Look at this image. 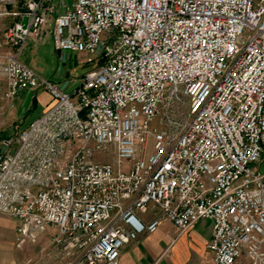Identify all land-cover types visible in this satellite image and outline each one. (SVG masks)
Returning a JSON list of instances; mask_svg holds the SVG:
<instances>
[{
  "label": "built area",
  "instance_id": "built-area-1",
  "mask_svg": "<svg viewBox=\"0 0 264 264\" xmlns=\"http://www.w3.org/2000/svg\"><path fill=\"white\" fill-rule=\"evenodd\" d=\"M0 18L3 99H54L0 136L17 247L56 229L22 264H119L162 223L183 234L201 220L214 264H264V0H0ZM50 35L89 65L70 93L21 60Z\"/></svg>",
  "mask_w": 264,
  "mask_h": 264
},
{
  "label": "crops",
  "instance_id": "crops-1",
  "mask_svg": "<svg viewBox=\"0 0 264 264\" xmlns=\"http://www.w3.org/2000/svg\"><path fill=\"white\" fill-rule=\"evenodd\" d=\"M59 55L65 60L67 53ZM84 59L85 57L83 61ZM86 71L74 80L72 87L67 85V81L61 80V74L51 78V81L63 91L70 93ZM16 100L23 101L20 109L29 107L30 110H38L34 119L54 101L52 95L44 90L25 91ZM34 119L27 123L22 122L19 129L26 127ZM263 159L264 155L261 161ZM18 225L17 219L0 213V264H22L28 259H39L42 247L49 246L52 236L56 233V229L50 227L41 235L38 244H27L23 248H18L16 243ZM211 238V220H201L183 234H179L174 225L166 221L157 232L145 233L138 240L127 244L121 252L119 264H214V256L207 248ZM45 263L52 264L53 259H46Z\"/></svg>",
  "mask_w": 264,
  "mask_h": 264
},
{
  "label": "rangeland",
  "instance_id": "rangeland-1",
  "mask_svg": "<svg viewBox=\"0 0 264 264\" xmlns=\"http://www.w3.org/2000/svg\"><path fill=\"white\" fill-rule=\"evenodd\" d=\"M69 2L71 3L72 0H69ZM11 21V19L0 18V55H2L6 49L3 45L4 33ZM83 58L84 57L80 54L69 52L67 53L66 59L63 60L55 49L51 35L48 36L44 42L38 44L33 42V36H30L25 51L21 55V60L28 63L42 78L51 80V78L61 74V80L64 82L67 81L66 83L69 87L82 72L88 71L89 65L84 63ZM5 90L6 82L0 79V136L17 132L22 126V122L27 123L38 114V110H30L29 107L27 109H20L23 101H14L13 105L15 108L10 106V104L3 99ZM74 100H77L76 97H74ZM97 160L116 164V158L112 153H99L97 154ZM252 166L264 172V159ZM236 264L253 263L247 255H243Z\"/></svg>",
  "mask_w": 264,
  "mask_h": 264
},
{
  "label": "water",
  "instance_id": "water-1",
  "mask_svg": "<svg viewBox=\"0 0 264 264\" xmlns=\"http://www.w3.org/2000/svg\"><path fill=\"white\" fill-rule=\"evenodd\" d=\"M23 24H24L25 27L27 26V24H28V19L27 18H24Z\"/></svg>",
  "mask_w": 264,
  "mask_h": 264
}]
</instances>
